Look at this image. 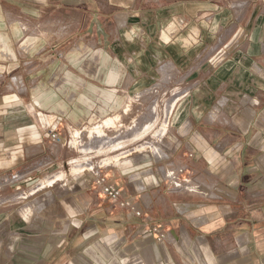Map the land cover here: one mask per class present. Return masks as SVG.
Segmentation results:
<instances>
[{
	"label": "crops",
	"instance_id": "obj_1",
	"mask_svg": "<svg viewBox=\"0 0 264 264\" xmlns=\"http://www.w3.org/2000/svg\"><path fill=\"white\" fill-rule=\"evenodd\" d=\"M167 70L186 82L177 140L109 175L144 217L84 173L21 198L65 163L51 131L120 111ZM181 166L199 190L168 188ZM19 170L0 264H264V0H0V177Z\"/></svg>",
	"mask_w": 264,
	"mask_h": 264
},
{
	"label": "rangeland",
	"instance_id": "obj_2",
	"mask_svg": "<svg viewBox=\"0 0 264 264\" xmlns=\"http://www.w3.org/2000/svg\"><path fill=\"white\" fill-rule=\"evenodd\" d=\"M39 12L41 10L35 9L27 12L30 23L28 27L32 32H35V25L32 24ZM58 12L61 10L45 9L43 16ZM151 81L150 87L141 85L135 94L126 90L121 93L123 105L120 111L116 112V108L109 105L108 113L93 117L91 123L81 124L71 131L65 127V131L60 132L61 143L54 142L49 136L56 146L66 152L65 163L59 170L52 172V176L48 174L30 185L22 196L33 190L38 193L48 190V187L40 189L42 181L58 174L63 176L64 181L60 180L54 186L66 182L69 175L84 173L94 179L89 171L92 167L111 176V170L128 158L147 159L167 155L169 148L177 140L173 126L174 114L177 99L186 92V82H181L179 76L171 74L170 70L153 74ZM77 167H81V171ZM3 190L0 193V204Z\"/></svg>",
	"mask_w": 264,
	"mask_h": 264
},
{
	"label": "built area",
	"instance_id": "obj_3",
	"mask_svg": "<svg viewBox=\"0 0 264 264\" xmlns=\"http://www.w3.org/2000/svg\"><path fill=\"white\" fill-rule=\"evenodd\" d=\"M219 56L217 60H221ZM61 133L58 131H51L49 133L50 138L57 143L62 142ZM190 156H193L191 153ZM161 157V156H160ZM94 176L93 185L98 189L115 207L129 210L138 217H144V210L135 202L132 198H128L124 195L122 189L118 187L114 182H111L109 174L104 173L101 169L95 170L93 167L89 169ZM27 176V172L21 170L5 174L0 177V193L1 191L10 185L21 182ZM165 182L169 189L176 190H188L197 191L199 185L195 184L192 173L185 166H181L176 169L168 170L165 173ZM165 233L160 232L159 238L162 239Z\"/></svg>",
	"mask_w": 264,
	"mask_h": 264
},
{
	"label": "bare ground",
	"instance_id": "obj_4",
	"mask_svg": "<svg viewBox=\"0 0 264 264\" xmlns=\"http://www.w3.org/2000/svg\"><path fill=\"white\" fill-rule=\"evenodd\" d=\"M157 148V147H156ZM81 167H77V170H80L81 171ZM86 169V168H85ZM50 176H52V175H50ZM62 175H60V174H58V175H56L55 177H49V178H47V179H45L44 181H42V183H41V188H43V187H45V186H51V185H54L55 183H57L58 181H60L61 179H62ZM39 184V183H38ZM38 187V186H37ZM36 191V190H35ZM34 190H33V192L32 193H34L35 192ZM30 193V192H29ZM24 194V193H23ZM21 196V195H20ZM23 196H21V198H22Z\"/></svg>",
	"mask_w": 264,
	"mask_h": 264
}]
</instances>
